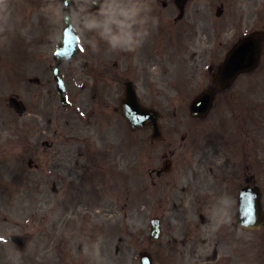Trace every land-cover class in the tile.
I'll return each instance as SVG.
<instances>
[{
	"label": "rangeland",
	"instance_id": "1",
	"mask_svg": "<svg viewBox=\"0 0 264 264\" xmlns=\"http://www.w3.org/2000/svg\"><path fill=\"white\" fill-rule=\"evenodd\" d=\"M26 1L23 12L25 18H23L18 29L19 33L16 28L7 26L8 17L5 18V15L8 14L4 13V0L0 4V264H35V256L39 264H139V252L145 249L158 253L156 264H262L261 254L264 250L262 247V241H264L262 230L231 232V224L228 218L225 219L223 215L221 218L218 215L212 217L209 224L198 225L199 230L193 236V241L196 242L193 249L194 254H186L184 247L180 251L178 244L170 247L165 242L168 238H178L176 235L181 231L180 223H173V226L176 227L173 230V235L170 236V232H168V235H165L163 239L151 245V242L149 243L147 240L148 217H146V212L143 209L144 205L141 212H138L141 214L140 217L132 220V226L125 225L121 234L114 236L112 231L106 237L100 236L103 240L102 245L94 240L97 230H94L93 236L86 234L78 236L82 239L80 240L81 247L76 249V255L74 242H72V248L70 245L66 248L63 244H59L60 238L63 237L64 231L68 227L64 217L67 209L70 211L71 208L75 207L73 211H76L85 205H95L107 212L114 209L113 206L105 208L103 204L108 205L114 200L116 201V191L108 193L105 190L102 202L97 201L96 194L92 196L91 190L96 189V193H98L99 188L98 172L101 171V161H98V152L100 149L104 153L109 152L107 155H103L104 158L109 160L114 157L121 158V155L118 154L120 152L119 144H122V140L124 138H140L141 134L145 136L146 132L139 128L132 130V132L127 127L121 128V123H125L124 118L112 111V108L117 106L118 95L116 96V92L121 88L114 81L108 82L110 95L104 97V107L99 105L95 109L94 120H102L96 113L105 112V114L103 113V122H100L97 127L90 125L91 128H88V131L84 128L87 110L97 104L90 102V97L86 93L81 96L72 95V104L69 107H61L54 91L55 83L47 72L48 67L46 68L47 64L52 62L51 58H48V54L52 43L57 42L59 38V26L49 38L47 36L35 45L38 37L34 32L37 33V31L31 32V28L26 29V24L29 23L31 27V23L35 24L36 22L37 12L34 7L42 15H47L46 9L51 4L49 0ZM215 1L213 0V2ZM56 3L59 4V0H56ZM207 13H210V9ZM41 14L40 17H42ZM49 16L50 13L47 17ZM59 16L60 13L57 11V18ZM11 18L12 16H10ZM3 32L4 39L2 37ZM197 33L200 34V30L197 29ZM18 37H21L26 45L32 46L30 47L32 54L28 58L25 55L22 57V54L26 52V49L24 50L26 45L22 40L21 43L18 42V48L12 43V40ZM219 40L225 41L224 38ZM49 41L52 43L49 44ZM217 42L218 39L215 43ZM217 47L220 46L217 44ZM86 51L89 50L86 49ZM109 52L110 50L96 49L91 54L103 57L109 56ZM224 52L225 48L221 55ZM36 57L39 58L36 60ZM163 66L169 69L165 75L163 74ZM203 72L206 73V66H204ZM23 73L26 74L25 80H21ZM66 75L67 81L71 82V87L69 86L71 92L76 91L75 85L78 86L79 81H76L71 70ZM110 75L111 71L107 76ZM34 76H42L40 84L27 83V79ZM199 77L196 75V77L187 78L178 69L177 63L174 61L170 62L168 66L161 65L157 69L155 67L148 81L139 79L137 83L140 96L144 102L159 103L163 106V125L167 137L170 140L175 138L176 144L180 135L186 131L191 137L198 133L204 144L213 142L212 138L205 136L202 130L206 128L207 133L216 130L211 127L221 126V121L213 124L218 115L227 114L225 111L219 114L215 112L208 121L206 118L197 124L194 123L188 110L185 111L178 107L177 112H173L175 105L187 104L192 98L188 95L192 91L198 90L205 83V77L202 76V79ZM185 79L189 82L188 87L184 84ZM156 86L160 89V95L156 92ZM183 87L189 88L190 91L181 92L180 89ZM119 92L122 94V89ZM11 94H17L25 103L27 112L22 116L17 115L7 105V97ZM166 101L169 103L167 104ZM107 104L108 106H106ZM117 127L119 128L117 129ZM230 128L227 120L223 119L222 135L225 136ZM111 130L116 131V137L109 136ZM97 137H100L103 142L98 141ZM205 138L207 139L205 140ZM45 140L52 143L51 147L42 144ZM84 142H87V145ZM93 142L98 144L99 149L93 147ZM154 147H158V145H154ZM80 151L85 161L83 169L80 168L83 160L77 156ZM89 153L92 154V160L95 161L92 171H97L98 168V172L89 177L90 181L86 183L87 187L91 189L84 196L87 203H85L86 199L76 202L71 197L72 182L78 183L81 178L76 177L81 175L84 179L88 174L86 163H88ZM144 153H139L128 146L124 151V156L127 157L125 166L129 168V160H133L135 156ZM210 157L213 158L211 153ZM29 158H32L33 164L38 165L37 168L28 167L27 160ZM108 162L105 159V168L101 172L105 175L103 184L105 189L116 186L115 179L112 178V171L107 165ZM224 163L225 161L219 164ZM121 164L120 171L115 161L116 171H124V165ZM139 166L145 170L146 160L142 159ZM240 166L241 162L238 160L237 167L234 169L238 175H240ZM207 169L208 165L201 166V170ZM238 175H236L237 183L243 180ZM85 180L87 181L88 178ZM53 182L59 189L58 194H54L51 190ZM215 190L218 196L223 195L221 190L216 188ZM226 200L227 197L224 198V201ZM97 221L99 220L92 222L96 223ZM108 221L114 225L113 217L109 218ZM92 226L88 227L92 229ZM222 232L223 237H221ZM14 233L27 234L30 243L21 250L7 240V236ZM52 234L56 235L55 238L50 237ZM119 236H122L121 242L117 239ZM54 239L56 245L52 246ZM228 239L233 240L231 262L226 260L227 256L225 255L229 249ZM76 242L77 245L79 242ZM65 248L64 261L62 262ZM159 248L160 250L156 251ZM215 249L217 254L213 257V250ZM117 250H119L118 256ZM235 250L238 252L234 253Z\"/></svg>",
	"mask_w": 264,
	"mask_h": 264
},
{
	"label": "flooded vegetation",
	"instance_id": "2",
	"mask_svg": "<svg viewBox=\"0 0 264 264\" xmlns=\"http://www.w3.org/2000/svg\"><path fill=\"white\" fill-rule=\"evenodd\" d=\"M84 2L78 5V8L84 6L83 14L89 15L92 13L94 4L91 3V0H83ZM109 3L107 8H101L95 16L98 17L94 19L93 22L97 24L102 30L111 31L114 33V40L116 43V48H118V56L123 58L124 56L130 57L132 60H136L137 54L139 55L141 63L150 61L152 57L157 59L167 55V39L166 31L163 35L159 37V47L157 52H151V48L148 45V27L150 24V17L157 16L161 17L164 15L165 21L168 24L172 21V14L174 13L175 5L169 0H105ZM223 5V4H221ZM82 9V8H81ZM77 11V8L75 9ZM242 18H248L247 13H242ZM170 17L171 20H170ZM197 20H202L201 12L198 9V6L193 2V0L187 1L185 5V14L179 20H174L173 24L180 25L185 30H188L194 22ZM84 23H87V20H83ZM129 22V25H128ZM134 23H138V30L133 27ZM172 26V22L170 23ZM127 28L131 31L127 34ZM244 30L247 32H257L264 31V22H260L254 17H251L245 21ZM137 33H140V36L137 37ZM131 46V49L128 45ZM129 48V53H124L122 49ZM198 61H202L203 58L212 59L213 52L210 48H198L197 52ZM157 59L155 61H157ZM152 63V62H151ZM150 63V64H151ZM221 65V63H220ZM220 65L214 68V65H209L208 74L211 79V83L208 87H212L215 92L216 89H219L217 86L216 76L219 74ZM115 66L119 67V64L115 62ZM148 66V65H147ZM147 66L144 71H147ZM253 72H247L239 74L238 76H248ZM236 77L230 83H227V88L225 90L227 96L232 98L234 95H237L239 92H253L251 89H230L233 84L239 79ZM224 90V89H223ZM260 96V95H259ZM244 117L245 120L242 122L240 127L236 128V133H232L230 136V142L228 146L230 148H236L240 145L242 160L244 163V172L243 176L247 175L249 172V160L251 159L252 152L255 151L257 156V166L259 174V187L261 190L262 206L264 209V105L262 98H256L253 102V99L250 103H245ZM235 130V131H236ZM185 141V139H184ZM179 144L176 149L186 148L185 142ZM171 145V143H169ZM168 145L166 146V148ZM152 148V147H151ZM199 152L194 153L193 155H186L187 158L182 159V165L180 166V160L176 159V167L173 168L168 173H159L158 170L160 166H153V163L149 166V186L150 190L152 188H158L160 191H164V186H169L170 183H173L170 188L184 193L183 197L191 198V201L194 202L195 197H189L191 191L194 187L199 184L200 170L196 167L201 165V149L195 147ZM171 155H174V152H170ZM164 155V154H163ZM184 155V154H181ZM191 157V158H190ZM162 163V162H161ZM178 167V168H177ZM157 168V169H156ZM170 176V177H169ZM192 208V207H190Z\"/></svg>",
	"mask_w": 264,
	"mask_h": 264
},
{
	"label": "water",
	"instance_id": "3",
	"mask_svg": "<svg viewBox=\"0 0 264 264\" xmlns=\"http://www.w3.org/2000/svg\"><path fill=\"white\" fill-rule=\"evenodd\" d=\"M240 51L243 52L241 63L239 64L241 68L243 67L241 66L243 65V63H247L251 59H250V54L246 53V51L240 47L234 50L232 56H235ZM122 104L124 108L123 112L128 117L132 125H136L138 123H144V120L146 118H149L152 121H154L155 117L157 116V113L155 111L139 105V103L135 98L134 92L130 87L127 88V93L125 98L122 100ZM245 204L247 206V208H245V211H248V216L252 218L257 217L258 216L257 209L251 203V199H248V201ZM253 225H257V224H253ZM11 239L20 243V237L12 236Z\"/></svg>",
	"mask_w": 264,
	"mask_h": 264
}]
</instances>
